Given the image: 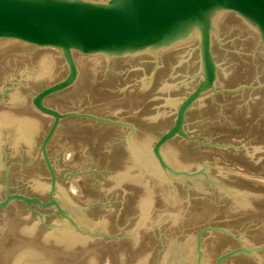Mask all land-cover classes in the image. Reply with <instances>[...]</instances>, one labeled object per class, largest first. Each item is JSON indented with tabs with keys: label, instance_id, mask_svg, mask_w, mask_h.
Here are the masks:
<instances>
[{
	"label": "water",
	"instance_id": "water-1",
	"mask_svg": "<svg viewBox=\"0 0 264 264\" xmlns=\"http://www.w3.org/2000/svg\"><path fill=\"white\" fill-rule=\"evenodd\" d=\"M0 264H264V0H0Z\"/></svg>",
	"mask_w": 264,
	"mask_h": 264
}]
</instances>
